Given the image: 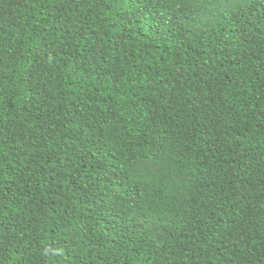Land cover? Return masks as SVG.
<instances>
[{
	"label": "trees",
	"instance_id": "obj_1",
	"mask_svg": "<svg viewBox=\"0 0 264 264\" xmlns=\"http://www.w3.org/2000/svg\"><path fill=\"white\" fill-rule=\"evenodd\" d=\"M0 264H264V0H0Z\"/></svg>",
	"mask_w": 264,
	"mask_h": 264
}]
</instances>
